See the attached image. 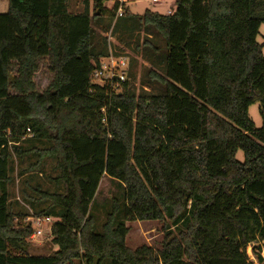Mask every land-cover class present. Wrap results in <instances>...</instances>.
<instances>
[{"label": "trees", "instance_id": "obj_1", "mask_svg": "<svg viewBox=\"0 0 264 264\" xmlns=\"http://www.w3.org/2000/svg\"><path fill=\"white\" fill-rule=\"evenodd\" d=\"M92 1L94 14L87 2L70 13L69 0H8L0 14V264H255V244L264 264V0H178L171 14L146 11L115 28L162 38L167 56L164 73L149 69L142 82L156 94L136 96L128 81L111 103L92 83L108 54L92 19L116 7ZM148 45L144 58L160 52ZM43 61L52 78L39 92ZM45 159L55 161V191L31 185ZM26 164L17 172L23 201L39 206L35 217L57 219L48 256L32 254L29 212L12 203L16 166ZM104 177L125 193L97 233L91 211ZM134 222L172 230L160 248L132 250Z\"/></svg>", "mask_w": 264, "mask_h": 264}, {"label": "rangeland", "instance_id": "obj_2", "mask_svg": "<svg viewBox=\"0 0 264 264\" xmlns=\"http://www.w3.org/2000/svg\"><path fill=\"white\" fill-rule=\"evenodd\" d=\"M178 0H163L160 3H154L152 0H132L128 6L129 17L126 21L118 20L115 22V14L110 13L104 17L97 16L92 19V28L98 34V39L101 41H106L108 46V41L106 40V35L109 30L116 28V31L119 30L125 22L132 21L133 18L138 16H144L146 11L152 13H158L160 15H168L171 11L175 9L176 2ZM89 7L91 14H94L93 1L92 0H69L68 10L70 13H82L85 11V6ZM108 7H111L112 4H108ZM117 47L121 48L124 51H127L130 54L132 66H131V75L129 76V82L132 86V92L138 96L143 93L156 94L157 91L151 90L149 87L145 86L142 82L147 80V71L152 69L153 71L163 74L165 71L166 65V45L165 41L160 38H154L145 32L143 29H126L122 33L114 35ZM148 40H152L154 45L157 46L160 50L159 53L149 56L146 58L143 57V51L145 48L149 47ZM257 42L263 46V56H264V24L261 26L259 35L257 37ZM96 44V43H95ZM97 50L96 45L94 46L93 52ZM40 69L35 75V83L39 92H43L48 84L51 81L52 76L47 72L46 62L40 63ZM249 116L254 122L257 129H260L263 125V117L261 114V105L255 104L249 108ZM45 142L36 143V147L42 149L45 147ZM237 159L240 162L244 161V154L242 151H239L237 154ZM26 165L16 166L14 182L10 187L12 203L18 209H23L29 212V217H27L23 224H31V221H28V218L35 217L33 212L36 211L37 207L30 208L29 205H26L22 199V179L18 177L17 172L22 167ZM43 170L38 174V179L35 182L31 183L32 186H35L38 182L42 185L44 190L55 191L56 186L52 178H55L58 175L56 170L55 161L53 159H45ZM124 185L114 180L110 177H104L100 183L99 190L94 199L92 215L96 218V232L99 233L102 231L103 223L111 210L112 207V198L115 197L121 204H123L124 198ZM30 194H34L32 190H28ZM35 195V194H34ZM36 196V195H35ZM37 197V196H36ZM40 207L45 208V204H39ZM57 221L56 218L51 217ZM130 232L127 238V244L130 249L135 250L136 248L142 245H148L156 249L161 247V244L164 240L165 235L172 230L169 229V224L167 222H134L128 224ZM32 244V254L40 256H48L53 253L57 248L52 245V237L46 234L45 238L39 239L35 242L29 240ZM258 244L249 246L247 253L250 258V261L258 264L256 256L254 254V247H257ZM262 258H264V248L257 251ZM74 264H81L80 262H74ZM106 264H110L109 261Z\"/></svg>", "mask_w": 264, "mask_h": 264}, {"label": "built area", "instance_id": "obj_3", "mask_svg": "<svg viewBox=\"0 0 264 264\" xmlns=\"http://www.w3.org/2000/svg\"><path fill=\"white\" fill-rule=\"evenodd\" d=\"M132 0H112L105 4H112L109 9L115 10V22L123 18L126 14V9ZM163 0H152L154 3H160ZM171 11L169 14H171ZM108 41V54L99 59L92 73V83L101 88H105V94L109 103L114 95H118L122 92L123 85L129 81L131 73V57L127 51L117 47L118 43L115 41L114 28L109 30L106 35ZM105 113V110H104ZM102 124L107 125V116L102 119ZM31 221L33 233L30 237V241L35 242L39 239L45 238L46 234L52 237V228L57 222L51 217H31L27 219Z\"/></svg>", "mask_w": 264, "mask_h": 264}, {"label": "crops", "instance_id": "obj_4", "mask_svg": "<svg viewBox=\"0 0 264 264\" xmlns=\"http://www.w3.org/2000/svg\"><path fill=\"white\" fill-rule=\"evenodd\" d=\"M9 11L8 0H0V14H6Z\"/></svg>", "mask_w": 264, "mask_h": 264}]
</instances>
